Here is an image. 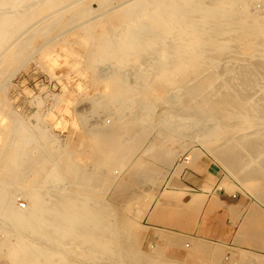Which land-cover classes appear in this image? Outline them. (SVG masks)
Here are the masks:
<instances>
[{"label":"bare ground","instance_id":"1","mask_svg":"<svg viewBox=\"0 0 264 264\" xmlns=\"http://www.w3.org/2000/svg\"><path fill=\"white\" fill-rule=\"evenodd\" d=\"M24 1L26 0H0L2 8L6 7L2 9L4 12L0 15V50L5 41L9 39L11 41L16 34L10 28L20 27L17 24L23 19L20 18L21 10L18 4ZM56 1L40 0V6L45 4L52 6ZM104 1L102 3L104 2L105 6L111 2ZM254 1L264 2V0H140L132 3L131 7L127 3L130 9L129 7L118 9L109 14V17L105 16L108 17L106 21L98 22V19L97 23L95 20L93 23L92 18L87 20L88 23L90 20L92 22L89 25L86 21L85 25L83 23H79L80 26L75 25L76 29L84 28L85 36L74 44L72 39L67 40L62 48L66 54L69 51L79 53L81 59H87L85 57L89 56L86 63L89 72H94L93 67L96 63L109 59L113 62L115 60L119 66L135 61L140 64H137V72L141 70L139 66L147 69L148 76H143L138 85L135 83L136 87L132 88L122 86L119 77L117 75L111 77V74V78L101 85L108 101L106 103L108 107L104 109L109 110L112 106L129 109L135 100L144 97L149 99L150 96L168 92L174 86H183L187 98L183 107L187 114L184 117H175L172 113L175 110H169L171 113H166L165 119L162 118L160 123L194 129L193 137L197 142L220 159L233 176L242 182L241 185L259 200L264 201V76L255 79L258 63L264 60V10L258 15L250 14L247 7ZM31 6L34 8L35 4ZM88 7L82 11L83 15L92 14L93 11L90 12V6ZM76 16L77 14L74 17ZM63 18L47 21L46 29L53 31L64 28L67 22H64ZM41 28L45 31V27ZM95 33H98L99 38H93ZM140 35L144 40L139 37ZM168 39L175 51L168 48L166 52L167 50L172 52L170 51L171 54L167 52L168 56H164V49L162 52L156 48L162 47L163 42ZM24 48L22 50L18 48L19 52L25 51ZM153 49L158 51V55L162 52L167 60L160 57L161 60L158 62H154L153 59L150 60L152 62H147L139 56L147 50L151 53ZM229 53L234 56L231 55L235 60L232 62L234 64L229 67L230 69L224 67V71H217L220 61L230 58ZM259 57L261 59L255 63ZM10 58L12 59L11 56ZM84 61L82 60L83 63ZM243 62L245 65L242 67ZM187 70L189 71L186 72ZM189 99L193 100L192 103ZM9 110L3 109L0 112L7 113ZM3 119L0 121L2 236L0 258L5 264H93L102 262L97 254L114 253L113 248L102 241L111 234V231L100 228L94 216L82 209L80 200L72 197L74 195L70 192L71 187L77 183L79 172L77 158L63 159V164L51 169L53 161L50 152L37 143L36 137L30 134L23 124L13 125L10 121L7 126L5 123L8 120L6 117ZM112 130L113 132H110V129L109 132L101 131L105 135L97 131L98 140L108 137V144L104 146L107 153L126 156L125 141L132 139V134L127 136L132 130L127 135L117 128ZM33 149H38L35 156L31 153ZM149 153L151 152L147 150V155ZM260 158L262 161L257 162ZM68 175H73L74 179L72 181L67 179ZM61 180H69V186L63 187L57 196L53 197L46 191L47 183L55 185ZM21 195L29 198L30 206L26 210L15 204L16 196ZM200 204L202 206L201 201ZM83 245L89 246L87 248L89 250L84 251ZM71 246H75L77 251L78 248L84 247L83 252L72 258L71 251L75 249ZM196 247L197 251L205 256L223 255L221 249ZM94 249H97L95 253ZM68 250H71L69 257L65 256L69 254ZM109 258L111 259V256Z\"/></svg>","mask_w":264,"mask_h":264},{"label":"rangeland","instance_id":"2","mask_svg":"<svg viewBox=\"0 0 264 264\" xmlns=\"http://www.w3.org/2000/svg\"><path fill=\"white\" fill-rule=\"evenodd\" d=\"M102 1L57 0V4L52 6L49 4L40 6V0H26L18 4V8L20 7L21 10L20 18L23 20L17 24L20 27L10 28L16 34L13 39L11 38V41L10 39L5 41L0 50V101H2L0 109L2 107L10 109L7 113L2 112L1 114L0 112V121L6 117L8 122L4 121V123L7 126L10 121L13 125L23 124L28 132L36 137L37 143L50 152V158L54 164H51L53 167L51 169L58 168L63 164V159L77 158L79 171L77 183L71 187L70 192L74 195L72 197L80 200L82 209L92 217L94 216L93 218L100 228L111 231V234L102 241L113 248L115 253H96L101 257L102 262L93 264H115L116 260H118L116 264L117 262L118 264L119 262L122 264H264V254L262 253L206 241H192L172 231L152 229L145 224L144 218L150 208L156 202L161 205L165 202L164 199L171 198V193L165 189L167 181L176 166L181 163L184 155L192 150H200L208 156L230 180L237 184L241 193L253 199L262 210H264V201L259 200L244 185H241L242 182L233 176L220 159L211 154L210 150L199 141L197 142L193 137L194 129L160 123L162 118L165 119L166 113H171L169 110H175L172 111L175 117H184L187 114L183 107L187 99L183 86H174L168 92L150 96L149 99L144 97L135 100L130 108L128 107L129 109L120 106H112L109 110L108 108L104 109V107H108L106 104L108 101L105 99L107 96H104L105 93L101 86L104 82L117 75L122 86L126 85V87L131 86L130 88H132L136 87L135 83L138 85L143 76L147 77L148 75L147 69L143 66H139L140 72L136 71L137 64H140L135 61L119 66L115 60L113 62L110 59V61L96 63L93 67L94 72H89L86 66L89 56L85 57L87 59H81L79 57L81 55L77 52L65 53L62 47L68 42L67 40L72 39L74 44L85 36L84 28L81 30L80 27H77L78 29H76L75 25L80 26L81 23L86 22L89 25L92 23V18L93 23L94 20L97 23L98 19V22L106 21L109 14L118 9H128L132 3L140 0H111V2L109 0L110 5L105 3L107 6L103 4L106 1L103 3ZM262 2H252L247 7L248 12L252 15L261 14L264 10V2ZM127 3L130 5L128 6ZM33 4H35L34 8L31 6ZM88 6H90V12L93 11L92 14L83 15L82 11L84 8H89ZM3 8L0 5V15L4 12ZM72 13L74 14L72 15ZM76 14L78 19L77 16L74 17ZM58 18H63L64 22H67L63 26L64 28H57L58 30L53 31L49 29L52 32L46 29L47 21L51 22ZM89 19L91 20L88 23ZM84 25L82 26L84 27ZM41 27H45V31ZM97 35L98 33H95L93 38H99ZM141 39L144 40V37ZM163 43L162 47L156 48V50L164 49V56L171 54V50V52L167 50L169 53L166 52L168 48L175 51L170 45L171 41L169 44V39ZM169 45L170 47H168ZM21 47L25 51L20 53L19 49H23ZM3 51L4 53H2ZM157 52L153 49L151 53H148L147 50L140 53L139 56L146 59L147 62H152L150 61L152 59L154 62H158L161 60L160 57L167 60L162 54L163 51L159 53L160 56ZM231 55L229 53V59L220 61L217 71H224V67L230 69L229 67L234 64L232 62H235L234 56ZM260 59V57L256 58L255 63H258ZM82 60H86L85 63ZM243 63H241L242 67L245 65V62ZM258 64L256 80L257 77L264 76V60L259 61ZM149 79L152 78L149 77ZM189 100L192 103L193 100ZM7 106L10 108L8 109ZM116 128L119 131H124L126 135L132 130L127 135L132 134V139L125 141L126 156L109 155L104 147L108 144V137L98 140V132H109V129L110 132H113L112 129ZM118 130L117 132H119ZM133 130L135 131L133 132ZM103 134L105 135V133ZM147 150L151 152L148 155ZM31 153L33 156L37 155L38 149H33ZM261 161L262 158L257 159V162ZM67 179L72 181L74 177L68 175ZM69 180H61L56 183L57 185H50L48 182L46 191L55 197L63 187L69 186ZM176 198L177 201L175 200L174 205L170 201L169 209L173 206L179 208L181 205L179 198ZM15 204L20 209L26 210L30 206V201L27 196L21 195L16 196ZM83 246L85 248L77 247L79 252L75 246H71L75 250H68L69 254L65 256L70 255L71 251V256L74 258L81 254V251L83 252V248L84 251L89 250L87 249L89 246ZM196 246L221 249L223 255L220 257L205 256L197 251ZM94 250L95 253L97 249ZM123 259L124 261H122Z\"/></svg>","mask_w":264,"mask_h":264},{"label":"crops","instance_id":"3","mask_svg":"<svg viewBox=\"0 0 264 264\" xmlns=\"http://www.w3.org/2000/svg\"><path fill=\"white\" fill-rule=\"evenodd\" d=\"M165 189L172 196L150 208L144 218L147 227L264 254V210L200 150L184 155ZM176 197L181 205L169 209Z\"/></svg>","mask_w":264,"mask_h":264},{"label":"built area","instance_id":"4","mask_svg":"<svg viewBox=\"0 0 264 264\" xmlns=\"http://www.w3.org/2000/svg\"><path fill=\"white\" fill-rule=\"evenodd\" d=\"M22 207H24V205L22 204ZM1 239H2V236H1V233H0V243H1ZM0 264H3V261L2 259L0 258Z\"/></svg>","mask_w":264,"mask_h":264}]
</instances>
